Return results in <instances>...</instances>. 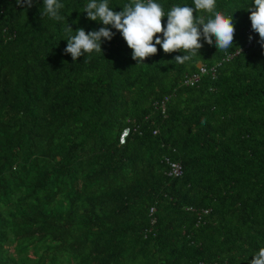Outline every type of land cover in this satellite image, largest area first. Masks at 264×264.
<instances>
[{"label":"trees","instance_id":"1","mask_svg":"<svg viewBox=\"0 0 264 264\" xmlns=\"http://www.w3.org/2000/svg\"><path fill=\"white\" fill-rule=\"evenodd\" d=\"M88 2L61 0L56 21L43 0H0V264H250L264 247L254 0H216L233 16V45L202 38L183 64V51L160 45L137 64L115 29L104 52L74 61L66 26H104L83 12ZM200 64L206 73L186 84Z\"/></svg>","mask_w":264,"mask_h":264},{"label":"clouds","instance_id":"2","mask_svg":"<svg viewBox=\"0 0 264 264\" xmlns=\"http://www.w3.org/2000/svg\"><path fill=\"white\" fill-rule=\"evenodd\" d=\"M16 2L26 8L33 4V0ZM43 5L42 16L56 21L64 19L61 9L65 5L61 0H43ZM193 5H173L165 11L157 0H130L121 7L122 10L116 11L109 6V0H89L83 12L90 20L102 22L104 26L92 31L80 27L75 30V35H71L73 28L68 24L65 28L68 43L64 52L70 53L74 61L85 56V53L104 52V40L111 41L116 35L112 29L122 35L132 49V58L138 61L137 64L157 54V45L165 53L183 51L184 55L174 57L175 63L183 64L199 53L203 47L202 38L209 45L215 42L217 50H228L234 43L233 16L217 11L216 0H193ZM164 17H167L166 27ZM249 18L252 30L259 34L258 43L264 47V0H254ZM248 39L251 41L253 37L249 35ZM55 177L61 180L63 175L57 173ZM250 264H264V247L254 255Z\"/></svg>","mask_w":264,"mask_h":264},{"label":"built area","instance_id":"3","mask_svg":"<svg viewBox=\"0 0 264 264\" xmlns=\"http://www.w3.org/2000/svg\"><path fill=\"white\" fill-rule=\"evenodd\" d=\"M200 73H196L190 77H187L185 80L186 84H194L200 79V76L205 74L207 71V68L203 65L200 64ZM214 69V67L212 68ZM170 162V160H168ZM170 174L174 176H180L183 174V167L179 162H171V169H170Z\"/></svg>","mask_w":264,"mask_h":264}]
</instances>
